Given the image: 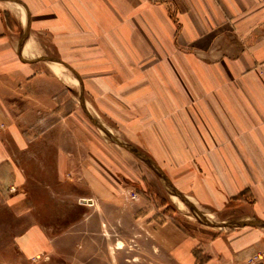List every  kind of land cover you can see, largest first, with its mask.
<instances>
[{
  "label": "crops",
  "instance_id": "0c3cea01",
  "mask_svg": "<svg viewBox=\"0 0 264 264\" xmlns=\"http://www.w3.org/2000/svg\"><path fill=\"white\" fill-rule=\"evenodd\" d=\"M10 1L0 0L2 205L12 209L22 199L6 187L25 183L13 149L22 153L27 148L34 126L40 127L37 137L53 128L59 169L69 167L70 153L78 155V161L88 160L110 171L109 160L94 147L88 132L81 133L85 140L78 138L74 150L73 131L69 137L62 132L61 122H73L76 112L59 73L37 63L49 47L46 42L53 57L79 74L90 114L123 137L145 139L147 147L139 144L144 152L156 155L171 153L177 144L184 147L185 138L194 132L192 121L196 137L208 128L216 140L232 138L240 129L264 171V0H19L25 7ZM175 114L183 120L182 133ZM199 167L230 169L224 175L229 192L239 191L233 186L249 185L244 173H237L238 162L219 159L211 165L204 160ZM240 175L238 183L232 181ZM221 178L212 177L213 184H221ZM250 192L256 201L247 213H264V179ZM247 226L252 225L239 228ZM173 227L167 220L161 228ZM195 228L178 232L176 249L183 264H195V248L210 257L205 264L219 259L220 253L249 246L264 256L261 235L254 238L251 232L234 230L206 237L202 228ZM41 239H45L41 226L31 225L16 241L28 253ZM166 241L173 245L174 238Z\"/></svg>",
  "mask_w": 264,
  "mask_h": 264
},
{
  "label": "rangeland",
  "instance_id": "374dc122",
  "mask_svg": "<svg viewBox=\"0 0 264 264\" xmlns=\"http://www.w3.org/2000/svg\"><path fill=\"white\" fill-rule=\"evenodd\" d=\"M44 44L49 47L41 52L43 55L38 59L53 57L52 46L47 42ZM37 63L52 67V61L40 59ZM65 68L61 71L75 77L72 71L68 69L69 73ZM61 79L73 96L76 112L73 122H61L62 132L69 137L68 133L73 131V150L78 146V138L80 141L85 140L81 139V133L88 132L94 147L102 151L106 161L109 160L110 171H103L88 160L78 161V155L76 157L70 153L66 155L72 161L69 167L59 169L55 162L57 156L53 146V128L49 132L47 130L44 136L37 137L40 127H31L29 133L33 135L27 148L22 153L13 149L15 163L21 167L25 183L6 187L18 193L22 199L12 209L0 203V264H183L176 249L177 235L180 231L192 232L196 230L195 226L202 228L201 234L206 237L222 231L227 234L237 230L251 232L254 238L261 235L264 239V227L219 228L203 223L173 193L149 161L113 142L91 121L86 113H90V110L79 101L82 84L78 79V83L75 79L73 82L63 77ZM181 119L175 114V124L180 133L183 124ZM47 124L52 125L53 122ZM103 124L115 137L142 151L152 160V156L157 157L161 166L155 163L171 183L200 212H205V217L211 222L264 219V213H247L255 207L256 201L250 189L262 183L264 171L256 160L258 154L243 134L240 135L239 127V136L231 138L225 135L216 140L210 136L208 128L201 133V137H196V123L191 121L194 132H191L190 138H185L184 147L177 144L171 153L150 155L139 145L141 143V146L147 147L145 139L123 137L118 129ZM41 125L43 127L44 124ZM178 139L181 142V137ZM219 159L223 162H238L241 170L236 172L244 173L249 185L233 186L239 191L229 192L224 175L232 172L230 169L204 170L199 167V161L205 160L213 165ZM215 175L222 177L221 184H213L212 177ZM240 179L241 175L232 181L238 183ZM87 181L92 186H87ZM178 203H182L184 208ZM167 220L173 223V231L161 228ZM31 225L41 226L45 239L35 241L33 250L24 253L16 239ZM167 237L174 238L173 245L167 243ZM192 254L195 264H205L210 260L202 249L195 248ZM217 258H212L209 264H262L264 256L255 247L249 246L239 251L232 249L220 253Z\"/></svg>",
  "mask_w": 264,
  "mask_h": 264
},
{
  "label": "water",
  "instance_id": "95a60500",
  "mask_svg": "<svg viewBox=\"0 0 264 264\" xmlns=\"http://www.w3.org/2000/svg\"><path fill=\"white\" fill-rule=\"evenodd\" d=\"M14 2H17L21 5H23L25 7V5L19 1V0H11ZM40 59L43 60H48V61H55V62H59L62 63L65 67H67L70 71H72V73L75 75V77L78 79L79 83L82 84L81 82V78L79 76V74L74 71V69L72 67H70L69 65H67L65 62H63L62 60L55 58V57H41ZM79 101L81 103V105H83L84 100H83V94L82 92L80 93V97H79ZM87 115L89 116V118L91 119V121L96 124L98 127H100L107 135L108 137L115 143H117L118 145L124 147L125 149L129 150L130 152H132L135 155H139L141 157H144L147 161H149V163H151V165L160 173V175L163 177L164 181L166 183H168L171 187H172V191L175 195H177L181 201H183V203H185V205L191 209L192 211H194L198 218L205 224L207 225H211V226H231V227H240V226H246V225H252V226H260V227H264V220L262 219H249V220H236V221H232V222H221V223H213L211 222L207 217H205L204 213L200 212L199 209L195 206V204L187 197L185 196L181 191H179L169 180V178L162 172V170L154 163V161L147 156L145 153H143L142 151L135 149L133 147H131L130 145H128L127 143L121 141L120 139H118L117 137H115L111 131H109L102 123H100L98 120H96L89 112H87Z\"/></svg>",
  "mask_w": 264,
  "mask_h": 264
},
{
  "label": "bare ground",
  "instance_id": "6f19581e",
  "mask_svg": "<svg viewBox=\"0 0 264 264\" xmlns=\"http://www.w3.org/2000/svg\"><path fill=\"white\" fill-rule=\"evenodd\" d=\"M11 2V1H10ZM16 7V6H15ZM16 9H18V10H16V12L19 14V15H21V10H20V8H17L16 7ZM61 65H62V63H60L59 64V62H55V61H52V69H54L56 72H58L59 73V75L61 76V77H63L65 80H67L68 78H70L69 77V75L68 74H66V72H64V71H61V70H63L62 68H61ZM80 91L82 92V94H83V89L80 87ZM80 92V93H81ZM155 163V162H154ZM156 164V163H155ZM157 165V164H156ZM158 166V165H157ZM159 167V166H158ZM167 185L172 189V187L167 183ZM178 205L181 207V208H184V206H183V204L181 203H178ZM192 213H195L194 211H192ZM196 214V213H195ZM197 215V214H196ZM223 222V221H222Z\"/></svg>",
  "mask_w": 264,
  "mask_h": 264
}]
</instances>
